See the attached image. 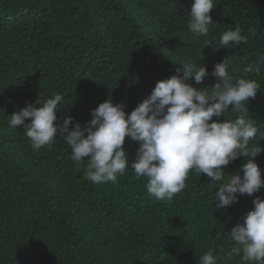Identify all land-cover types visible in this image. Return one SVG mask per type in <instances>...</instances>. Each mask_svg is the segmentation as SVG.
<instances>
[{"label": "trees", "instance_id": "16d2710c", "mask_svg": "<svg viewBox=\"0 0 264 264\" xmlns=\"http://www.w3.org/2000/svg\"><path fill=\"white\" fill-rule=\"evenodd\" d=\"M192 3L0 0V264H199L209 250L218 264H241L239 256L227 258L235 246L228 232L254 209L256 196L264 197V187L218 209L219 182L190 171L185 189L156 200L131 169L138 142L126 138L129 168L117 183L95 184L86 179L87 159L75 167L64 139L33 151L23 125L8 123L26 104L62 94L58 117L83 126L107 99L130 113L184 63L211 72L231 56L234 82L264 56V0H215L206 37L187 28ZM237 25L249 43L225 48L220 36ZM248 78L261 88L245 119L264 132V64ZM186 82L223 83L211 76ZM259 142L258 133L250 143ZM254 159L264 179V153ZM243 163L231 162L226 178Z\"/></svg>", "mask_w": 264, "mask_h": 264}, {"label": "clouds", "instance_id": "9594fccd", "mask_svg": "<svg viewBox=\"0 0 264 264\" xmlns=\"http://www.w3.org/2000/svg\"><path fill=\"white\" fill-rule=\"evenodd\" d=\"M214 8L215 0H193L186 15L188 30L197 36H208ZM219 42L229 48L230 44H248L249 37L237 25L223 32ZM261 64L264 56L244 66L243 75L233 82L229 77L231 56L217 62L211 72L206 65L184 63L177 74L158 81L151 95L130 113L123 104L107 99L91 111V119L83 126L73 124L70 116L58 117L62 94L26 104L10 115L8 123L12 128L23 125L33 151L50 147L58 137L64 139L71 148L70 159L75 167L87 159L86 179L95 184H115L119 176L126 174L129 156L124 144L130 138L139 144L131 169L137 178L147 179L145 187L150 196L171 200L185 189L189 172L194 171L219 182L216 207L227 208L240 196H252L264 187L254 159L264 153L260 143L264 132L253 120L245 119L249 99L255 98L261 88L256 79L248 77L253 73L259 76ZM209 76L223 83L197 88L186 82L194 78L195 84H203ZM231 113L240 115L234 120L225 119ZM258 133L260 142L250 143ZM240 157L245 163L226 178L224 169ZM253 204L254 209L228 232L235 246L227 258L239 256L241 264H264V197L256 196ZM199 264H218V258L209 250L200 256Z\"/></svg>", "mask_w": 264, "mask_h": 264}]
</instances>
